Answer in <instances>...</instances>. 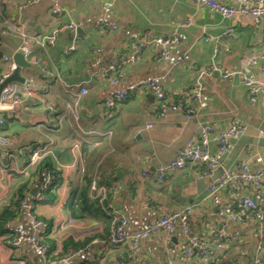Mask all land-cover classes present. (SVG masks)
Segmentation results:
<instances>
[{"label": "crops", "instance_id": "crops-1", "mask_svg": "<svg viewBox=\"0 0 264 264\" xmlns=\"http://www.w3.org/2000/svg\"><path fill=\"white\" fill-rule=\"evenodd\" d=\"M222 1L233 8L240 3ZM53 3L62 8L60 15L51 13ZM101 5L102 0H0V72L6 67L3 56L13 61L20 53L21 33L45 37L62 24L78 25L61 28L52 42L31 38L30 56L22 55L28 66L19 67L23 81H10L28 86L30 94L0 124V148L14 154L0 156V264H42L29 242L9 243L15 227L33 234L32 218L43 222L40 235L49 246V258L82 250L72 264H264V178L260 186L235 178L217 200L207 197L209 184L226 169L253 165L257 155L264 159V143L259 142L264 138L263 99L249 102L237 75L264 83V16L224 18L191 0H115L107 13ZM104 20L116 27H95ZM227 28L232 34L222 35ZM205 35L217 38L204 41ZM157 37L173 38L169 59L147 45L134 62L122 61L134 55L139 40ZM215 46L219 51L213 55ZM113 59L116 82L109 84L101 72ZM228 70L236 73L223 78ZM147 80L154 86L114 108L103 105L115 90ZM196 80L208 97L205 108L191 118L181 110L159 114L158 88L175 101ZM81 88L86 89L83 95ZM231 119L246 129L223 155L221 166L202 174L203 165L197 163L153 181L155 168L174 158L188 139L200 141L201 124L209 122L216 133ZM209 140L211 151L216 150V140ZM44 147L42 158L32 162V153ZM45 158L50 168L40 172ZM49 179L46 199H37ZM243 197L253 199L256 210L232 220L230 214ZM106 203L125 215L131 231L190 207L187 232L158 230L141 239L138 260L130 261L125 246L107 241ZM61 221L66 228L58 227ZM189 240L206 244L208 253L185 255L177 244Z\"/></svg>", "mask_w": 264, "mask_h": 264}, {"label": "built area", "instance_id": "built-area-1", "mask_svg": "<svg viewBox=\"0 0 264 264\" xmlns=\"http://www.w3.org/2000/svg\"><path fill=\"white\" fill-rule=\"evenodd\" d=\"M39 0H29V2H36ZM194 4L205 6L218 12L224 18H233L241 15H252L255 18L264 16V0H240L239 6L233 8L225 4L222 0H191ZM115 3V0H102L101 8L104 13L111 10ZM23 6L19 5L18 9H22ZM50 11L54 15H60L62 8L53 3L50 7ZM77 24L69 22L62 24L60 27L51 31L49 36L33 37L25 33H21V41L17 48L24 57H29L31 49L29 46L30 39H34L36 42L43 44L44 41L52 42L57 32L67 27L70 29L77 28ZM96 28L114 29L116 26L113 23L107 21L97 22ZM2 34H7L8 30H2ZM232 34V29L227 28L222 35ZM217 37L205 35L204 41L216 40ZM171 37H157L151 39H141L137 42L134 48V55L129 59L122 60L123 62H134L136 57L147 45H154L159 48L158 56L162 59H169V45L173 42ZM74 47L71 46L70 49ZM227 50V49H225ZM219 48L215 46L213 48V55H216ZM261 64L260 69L264 71V46L260 53ZM2 60L6 63V67L0 72V83L9 77L11 72L16 68V64L12 61L10 56H3ZM33 63L38 64L37 59H33ZM117 59H113L108 67L102 70L103 76L106 77L109 84H115L116 78L112 75L116 70ZM236 72L234 70H228L222 72V77L230 79ZM240 76L243 85L245 86L248 101L255 103L260 96L264 103V83L258 82L251 75L237 74ZM153 81H143L137 84L115 90L111 96L105 98L103 105L106 108H114L121 103L125 102L131 97H134L142 88L147 86H154ZM156 93L157 106L159 108V114L164 115L166 111H183L187 117L191 118L196 111L205 108L208 104V97L204 92L203 84L199 81H195L193 85L182 91L175 101H170L165 95V91L162 88H158ZM86 93L85 88H81L80 95ZM30 94V89L27 87L20 88L16 83L6 84L0 92V124L4 122L6 116H11L14 107L22 100L24 96ZM245 125L238 119H231L226 128L213 133V127L209 122H204L200 125V141L190 138L186 141L183 147L176 151L175 157L166 163L159 164L152 172V179L154 182H160L163 178L174 171L185 169L193 164L200 163L203 165L202 174H207L215 168L222 165L223 155L229 153L235 141L240 138L245 132ZM216 140V150L211 151L209 146V139ZM0 143H4V140L0 138ZM47 147L36 150L31 155L32 162H35L42 158L46 152ZM0 156L4 158L13 157L14 154L9 152L7 148H0ZM251 165L249 163H241L235 170L226 169L223 174L213 183H210L207 188V197L217 200L219 191L227 186L235 178H240L245 181H251L256 186H260L264 178V159L262 156L257 155L254 157ZM143 176H147L146 172L142 173ZM50 184V179L42 185L41 191L37 195V199H46L45 191H47ZM92 188H95V184L92 183ZM117 190L113 192L116 193ZM102 210L109 220V231L107 235V241L112 246H125L126 258L130 261L138 260L140 241L147 236L154 234L158 230H164L168 235L175 230H180L182 233L187 232L186 220L187 214L190 211V207L184 209L172 211L163 214L162 216L155 218L148 222L142 230L131 231L127 226V219L125 215L118 209H115L109 203L102 206ZM256 210V203L253 199L248 197L241 198L235 205L234 210L230 214L232 220H236L248 212ZM264 212V208L262 209ZM58 227L61 229L66 228V223L61 221L58 223ZM43 228V222L32 218L33 234L28 235L26 230L21 227L13 228V236L9 243L12 246H17L21 242L27 241L31 244L34 252L42 260V264H72L73 258L81 253V249L67 252L64 255L49 258V246L41 241L42 237L40 231ZM222 235V233H220ZM177 248L180 249L185 255L189 257L205 256L209 248L206 244H199L189 240L183 244H177ZM255 264H261L256 262Z\"/></svg>", "mask_w": 264, "mask_h": 264}, {"label": "water", "instance_id": "water-1", "mask_svg": "<svg viewBox=\"0 0 264 264\" xmlns=\"http://www.w3.org/2000/svg\"><path fill=\"white\" fill-rule=\"evenodd\" d=\"M13 61L16 63L17 67L12 71L10 76L6 78L2 83H0V92L2 88L9 83L10 81H23V78L19 75L20 66H28V63L24 60L22 54L15 53L13 56ZM260 143H264V138L259 139ZM223 170L220 167V173L222 174Z\"/></svg>", "mask_w": 264, "mask_h": 264}, {"label": "trees", "instance_id": "trees-1", "mask_svg": "<svg viewBox=\"0 0 264 264\" xmlns=\"http://www.w3.org/2000/svg\"><path fill=\"white\" fill-rule=\"evenodd\" d=\"M50 168L48 161H46V158L41 162L40 166H39V171H46ZM55 179V178H54Z\"/></svg>", "mask_w": 264, "mask_h": 264}]
</instances>
